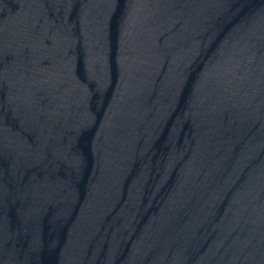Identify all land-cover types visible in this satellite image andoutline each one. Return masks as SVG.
Returning <instances> with one entry per match:
<instances>
[{
  "label": "water",
  "instance_id": "water-1",
  "mask_svg": "<svg viewBox=\"0 0 264 264\" xmlns=\"http://www.w3.org/2000/svg\"><path fill=\"white\" fill-rule=\"evenodd\" d=\"M0 264H264V0H0Z\"/></svg>",
  "mask_w": 264,
  "mask_h": 264
}]
</instances>
